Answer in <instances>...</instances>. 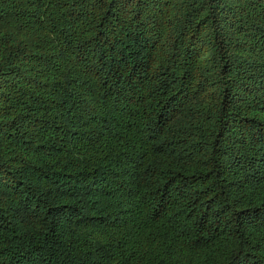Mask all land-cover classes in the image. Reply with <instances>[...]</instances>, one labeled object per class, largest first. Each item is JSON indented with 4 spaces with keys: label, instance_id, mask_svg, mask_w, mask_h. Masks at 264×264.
<instances>
[{
    "label": "trees",
    "instance_id": "trees-1",
    "mask_svg": "<svg viewBox=\"0 0 264 264\" xmlns=\"http://www.w3.org/2000/svg\"><path fill=\"white\" fill-rule=\"evenodd\" d=\"M0 264H264V0H0Z\"/></svg>",
    "mask_w": 264,
    "mask_h": 264
}]
</instances>
